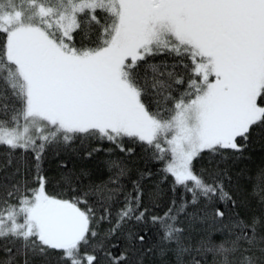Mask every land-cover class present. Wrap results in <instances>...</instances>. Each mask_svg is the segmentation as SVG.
<instances>
[{
  "label": "snow or ice",
  "instance_id": "6c2138e0",
  "mask_svg": "<svg viewBox=\"0 0 264 264\" xmlns=\"http://www.w3.org/2000/svg\"><path fill=\"white\" fill-rule=\"evenodd\" d=\"M0 116L19 177L0 183V264H264V190L237 196L226 167L264 133V0H0ZM137 148L181 192L162 215ZM80 150L108 178L64 171L51 194L47 154Z\"/></svg>",
  "mask_w": 264,
  "mask_h": 264
},
{
  "label": "trees",
  "instance_id": "16d2710c",
  "mask_svg": "<svg viewBox=\"0 0 264 264\" xmlns=\"http://www.w3.org/2000/svg\"><path fill=\"white\" fill-rule=\"evenodd\" d=\"M165 57H156L154 63H160ZM0 119H7V117L0 116ZM6 154L0 149V183L9 184L14 182L19 177H14L13 172L15 169V163L12 167L5 168ZM14 161L17 158H13ZM105 156L103 153L97 155L93 159H85L83 151H68L60 152L58 155L53 152L47 154V158L44 161V169L46 175L56 181L49 191L53 195H59L63 193L67 195V190L62 189L59 184V179L64 171L71 170L75 174L79 175L81 170H85L88 176L85 177V183L88 180L101 181L108 178L109 172L105 167ZM67 164V169L60 167L61 163ZM132 172L131 179H136L141 172H151L152 176L145 180L144 186L147 190L152 191L158 186V196H155L151 202L145 198L146 204H154L156 207H150L152 214L162 215L171 206L173 199L180 202L181 192L177 190L175 193L171 191L170 181H162L163 174L160 172V165L148 159L144 153L140 152L137 148V153L132 157ZM203 167H208L206 161H202L197 165V170H201ZM225 167V165H221ZM227 171L231 177L230 189L236 193L237 196H245L250 194L254 189L264 190V133L256 132L248 145L244 149L243 155L229 160L227 162ZM107 227V225H104ZM188 235L190 236L193 244L205 234V230L210 227V224L189 222L188 223ZM135 230L139 231L141 228L147 229V236L145 238L144 246L155 248L158 243V233L155 228L148 225H135ZM143 234V232H141ZM219 235L214 236V239L219 240ZM4 259V255L0 252V260ZM166 261L167 264H175V258L168 256L161 258L158 254L149 255L146 258L145 264H163ZM36 264H40V259L37 258ZM208 264H211V258L208 259Z\"/></svg>",
  "mask_w": 264,
  "mask_h": 264
}]
</instances>
